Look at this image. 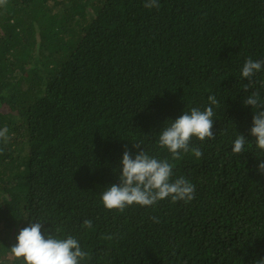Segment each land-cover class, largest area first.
I'll return each instance as SVG.
<instances>
[{
    "label": "trees",
    "instance_id": "1",
    "mask_svg": "<svg viewBox=\"0 0 264 264\" xmlns=\"http://www.w3.org/2000/svg\"><path fill=\"white\" fill-rule=\"evenodd\" d=\"M7 0L0 6V264L42 221L76 238L81 264H264V150L251 135L264 99V0ZM213 95L218 106L211 105ZM213 107L214 139L193 137L173 160L159 136L192 107ZM239 134L245 152L234 154ZM133 143L141 144L140 149ZM125 145L173 165L190 202L123 212L102 193L118 184ZM92 221V228L84 226ZM42 229V232L44 231Z\"/></svg>",
    "mask_w": 264,
    "mask_h": 264
},
{
    "label": "clouds",
    "instance_id": "2",
    "mask_svg": "<svg viewBox=\"0 0 264 264\" xmlns=\"http://www.w3.org/2000/svg\"><path fill=\"white\" fill-rule=\"evenodd\" d=\"M7 0H0V6L6 5ZM146 8H159V0H145ZM264 69V60L248 58L241 71V76L247 78L249 83L244 85L247 91L253 83V77ZM211 105L218 106L215 96L208 97ZM245 105H251L254 111L250 133L255 137L256 147L264 150V99L257 92H253L244 99ZM215 113L209 106L201 111L192 107L190 112L172 120L159 136V145L166 148L173 160L181 159V153L192 151L197 159L203 153L199 148H191L193 137L204 141L214 139L213 123ZM8 129H0V141L8 143ZM246 137L239 134L234 141L232 152L242 154L245 152ZM133 147L140 149L141 144L133 143ZM3 151V149H0ZM122 171L119 183L112 184L102 193V202L108 210L123 212L127 207L137 204L142 207L152 206L160 200L171 198L173 202H190L195 197V185L183 176L173 177V165L167 159H157L144 150L137 152L133 158L125 145L122 156ZM258 169L264 173V161L260 162ZM87 228H92L91 220H84ZM42 221L30 222L29 226L22 228L16 237L17 243L11 247L13 255L23 258L25 264H81L89 257V253L82 250L80 242L71 235L65 239L56 238L51 231L44 229Z\"/></svg>",
    "mask_w": 264,
    "mask_h": 264
}]
</instances>
